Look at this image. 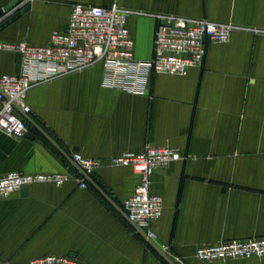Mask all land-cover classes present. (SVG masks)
Here are the masks:
<instances>
[{
    "label": "crops",
    "instance_id": "obj_1",
    "mask_svg": "<svg viewBox=\"0 0 264 264\" xmlns=\"http://www.w3.org/2000/svg\"><path fill=\"white\" fill-rule=\"evenodd\" d=\"M15 1L1 23L27 4L31 10L0 33L1 44L46 45L67 28L74 4L140 13L128 22L137 59L153 54L156 22L147 14L264 27V0H0V10ZM20 65L18 54L0 51V75L18 73ZM104 79L96 65L33 88L30 118L72 160L81 154L101 161L91 177L121 209L139 175L111 166L110 158L140 154L148 145L177 150L183 159L152 177L153 194L164 200L153 241L176 264H264V257L194 258L200 246L264 237V36L236 31L228 43L207 44L200 67L185 77L154 76L140 94L107 87ZM28 125L33 138L0 133V177L14 171L80 177ZM45 255L84 264H168L89 182L83 189L74 179L0 199V264H30Z\"/></svg>",
    "mask_w": 264,
    "mask_h": 264
},
{
    "label": "built area",
    "instance_id": "obj_2",
    "mask_svg": "<svg viewBox=\"0 0 264 264\" xmlns=\"http://www.w3.org/2000/svg\"><path fill=\"white\" fill-rule=\"evenodd\" d=\"M29 2L26 0V3ZM132 14L140 13L117 4L107 7L74 4L67 28L53 32L46 45L26 41L0 43V51L21 57L18 73L0 75V133L17 139L24 137L29 130L24 117L31 112L27 103L29 92L55 79L102 65L105 86L140 94L154 76L185 77L190 70L200 67L207 44L228 43L236 31L264 36V27H243L208 19L147 14L156 22L153 54L149 59H137L135 42L128 25ZM5 15L7 13L2 17ZM182 159L181 154L173 148L148 145L140 154H123L109 160L111 166L130 167L139 175V182L133 194L124 201L122 210L132 223L145 229L152 240L157 239L152 225L164 212L163 197L152 192V177L158 169ZM73 160L88 176H92L102 165L101 161L85 158L81 154H75ZM72 179L80 182V188L88 187V182L81 174L77 178L70 173L10 172L0 177V199H7L34 184L63 186ZM261 257H264V237L221 240L200 246L194 253V258L203 263ZM30 264L84 263L67 256L45 255L32 260Z\"/></svg>",
    "mask_w": 264,
    "mask_h": 264
},
{
    "label": "water",
    "instance_id": "obj_3",
    "mask_svg": "<svg viewBox=\"0 0 264 264\" xmlns=\"http://www.w3.org/2000/svg\"><path fill=\"white\" fill-rule=\"evenodd\" d=\"M17 5V1L10 3L7 7H5L4 9L0 10V18L8 13L14 6ZM31 10V5L27 4L25 5L18 13L14 14L13 16H11L8 20H6L3 23H0V33L3 32L4 30H6L10 25H12L13 23H15L17 20L20 19V17L24 14H26L27 12H29ZM25 119L31 123V125H33L36 129H38V131H40L45 137H47L51 143L57 148L59 149V151H61L66 157L67 159L74 165V167L77 169V171L86 179V181H88L117 211H119L121 214H123L128 220L129 218L127 217V215L124 213V211L116 204L114 203V201L95 183V181L93 180V178L91 176H88L71 158H69L59 147L58 145L52 141L47 134L41 129L39 128L30 118V116L28 114L24 115ZM26 135L30 138H33V135L31 132H27ZM27 187H24V189H26ZM130 221V220H129ZM131 222V221H130ZM132 223V222H131ZM132 225L134 226V228L138 231V233L144 238L146 239V241L150 244V246L168 263V264H176L166 253V251H164L163 249H161L151 238L148 237V235L146 234L145 229H140L139 227H137L134 223H132Z\"/></svg>",
    "mask_w": 264,
    "mask_h": 264
}]
</instances>
